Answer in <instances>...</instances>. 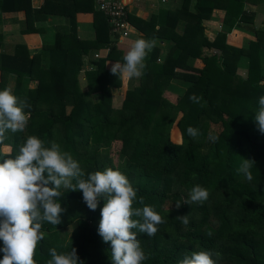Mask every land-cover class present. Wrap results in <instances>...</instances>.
Here are the masks:
<instances>
[{
    "label": "trees",
    "instance_id": "16d2710c",
    "mask_svg": "<svg viewBox=\"0 0 264 264\" xmlns=\"http://www.w3.org/2000/svg\"><path fill=\"white\" fill-rule=\"evenodd\" d=\"M263 1L180 0L178 8L147 19L126 6L128 23L141 33L137 39H155L156 45L141 78L119 80L105 63L123 62L125 52L97 0H45L39 9L31 0H0V12L26 13L22 34L39 33L35 24L49 14L67 17L69 25L33 55L25 44L5 54L0 35V90L11 84L12 93L28 105L24 131H7L0 139V162L14 158L26 138L36 136L70 153L84 178L106 168L119 170L137 192L133 207L151 206L165 221L151 237L132 229L146 256L142 264H178L193 251L221 253L218 260L213 256L216 264H264V134L254 121L264 95V18L256 26V12L249 8ZM215 11L224 12L222 30L210 41L204 23ZM77 13L94 15V39L78 38ZM234 29L254 40L241 48L227 44ZM160 42L167 43L165 55ZM100 49L107 51L103 58L94 56ZM210 49L214 53L207 54ZM115 88H124L118 109L112 106ZM193 94L206 104L191 101ZM172 125L178 139L171 137ZM189 126L200 130L197 139L188 136ZM210 133L218 137L215 142ZM243 159L255 161L251 181L237 172ZM197 184L208 190L207 201L177 209L175 203L186 200ZM60 192L61 222L42 223L36 264H47L50 248L61 254L72 247L83 264H112L110 244L98 234L104 201L92 211L82 192L63 187ZM185 215L187 226L176 219Z\"/></svg>",
    "mask_w": 264,
    "mask_h": 264
},
{
    "label": "clouds",
    "instance_id": "9594fccd",
    "mask_svg": "<svg viewBox=\"0 0 264 264\" xmlns=\"http://www.w3.org/2000/svg\"><path fill=\"white\" fill-rule=\"evenodd\" d=\"M155 45V39H136L124 54L123 62L112 64L110 72L119 80L141 78L145 74L146 57ZM189 99L201 106L206 104V101L201 103L202 96L193 94ZM26 107L27 103L21 102L11 89L0 90V139L7 131H24L28 123ZM254 121L264 134V95L258 99ZM187 134L194 140L201 135L200 130L192 126L187 128ZM217 139L209 134L212 142ZM254 164L253 160L243 159L237 172L251 181ZM84 177L79 162L70 153L62 151L55 141L46 146L36 136H28L14 158L0 162V241L3 245L0 247L3 253L0 264H36L35 250L45 235L41 231L42 223L55 226L61 222L64 209L57 200L62 197V187L82 192L84 203L92 211L97 209L101 200L104 201L98 234L104 243L110 244L112 264H142L146 256L132 229L154 236L157 226L165 222L164 218L151 206L144 205L143 197L139 203L144 206L133 207L137 192L119 170L106 168ZM208 197V190L197 184L188 192V198L177 201L175 206L179 209L182 204L202 205ZM176 219L185 226L189 223L188 215ZM49 255L51 259L47 264H83L74 247L61 254L50 248ZM213 256L218 260L221 253L193 251L178 264H216Z\"/></svg>",
    "mask_w": 264,
    "mask_h": 264
},
{
    "label": "crops",
    "instance_id": "0c3cea01",
    "mask_svg": "<svg viewBox=\"0 0 264 264\" xmlns=\"http://www.w3.org/2000/svg\"><path fill=\"white\" fill-rule=\"evenodd\" d=\"M45 0H31V7L33 9H39ZM128 4V11L133 13L136 17L141 19H147L151 15L158 14L162 10H174L180 6V0H125ZM264 7V3L261 2ZM261 6L251 5L249 8L256 12V8ZM224 16L223 11H215V18L212 21L204 23L205 35L208 37L215 36L221 26V18ZM26 19V13L24 11L17 12H0V35L3 38L2 51L5 54L12 55L14 48L19 44H25L31 55L44 52V49L51 46L54 42L55 35L58 33H66L69 29L67 17L60 14H49L46 21L35 24L39 33L22 34L24 23ZM77 35L80 40H92L95 37L94 28V15L91 13H77ZM207 23L208 26H205ZM236 33L235 36L231 37ZM141 35L134 27H132L131 34L127 37L129 46ZM209 39V38H208ZM210 40V39H209ZM249 40L254 38L239 30H232L226 36V43L238 48L244 47ZM212 41V40H210ZM162 44L161 55H165V48L167 51V43L160 42ZM46 52V51H45ZM107 54V51L100 49L95 52L98 58H103ZM115 61H107L105 63L106 69L110 72L111 65ZM36 82H31L30 86L34 87ZM126 86H124L125 88ZM122 99V98H121Z\"/></svg>",
    "mask_w": 264,
    "mask_h": 264
},
{
    "label": "built area",
    "instance_id": "2783aa9c",
    "mask_svg": "<svg viewBox=\"0 0 264 264\" xmlns=\"http://www.w3.org/2000/svg\"><path fill=\"white\" fill-rule=\"evenodd\" d=\"M126 6L128 7V4L123 0H97L98 10L107 16L109 25L113 33L117 35L119 43H122L132 32V27L125 15Z\"/></svg>",
    "mask_w": 264,
    "mask_h": 264
},
{
    "label": "rangeland",
    "instance_id": "374dc122",
    "mask_svg": "<svg viewBox=\"0 0 264 264\" xmlns=\"http://www.w3.org/2000/svg\"><path fill=\"white\" fill-rule=\"evenodd\" d=\"M263 3H264V1H263ZM260 6H261L260 8H256V9H255V10H256V16H255V25H256V26H259L260 23H261V21H262L263 18H264V7L261 5V3H260ZM205 26H208L207 23H206ZM205 29H209V28H205ZM221 30H222V24H221V26L219 27L218 32L221 31ZM218 32H217V33H218ZM217 33H216V34H217ZM215 36H216V35H215ZM215 36L210 37V35H209L207 38H209L210 40H214ZM127 41H128V39L126 38V39H124V41L120 44V45L122 46L123 51H124L125 53L127 52V50H128L129 47H130ZM159 46L162 47V44H159ZM163 50L166 52V49H165V48H163L162 51H163ZM205 52H206L207 54H211V53H214V49L205 50ZM92 55H93V54H92ZM244 73H245L244 67H240V68H239V74H241L242 76H244ZM82 77H83V72H80V77H79V78H82ZM9 82H11V81L9 80ZM172 83L174 84V86H176V87L179 88V89H182V88H183L182 85H181L180 83H178L177 81H176V82L173 81ZM9 84H10V83H9ZM81 86H82L83 89L86 88V85H85L84 82L81 83ZM9 89H11V84L9 85ZM123 92H124V88H115V89H112V90H111V93H112V106H113L115 109H118V108H120V106H121V103H122V99H121V98H122V94H123ZM179 116H180V115H179ZM170 133H171V137H172V139H178V138L180 137L179 133H178L177 130L175 129V125H172V128H171ZM6 151H7V149H6Z\"/></svg>",
    "mask_w": 264,
    "mask_h": 264
},
{
    "label": "water",
    "instance_id": "95a60500",
    "mask_svg": "<svg viewBox=\"0 0 264 264\" xmlns=\"http://www.w3.org/2000/svg\"><path fill=\"white\" fill-rule=\"evenodd\" d=\"M123 2L126 3L125 0H123Z\"/></svg>",
    "mask_w": 264,
    "mask_h": 264
}]
</instances>
